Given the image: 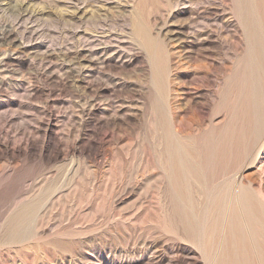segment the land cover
I'll use <instances>...</instances> for the list:
<instances>
[{"label": "rangeland", "instance_id": "1", "mask_svg": "<svg viewBox=\"0 0 264 264\" xmlns=\"http://www.w3.org/2000/svg\"><path fill=\"white\" fill-rule=\"evenodd\" d=\"M231 1L0 0V230L23 202L48 197L31 239L0 242V264L216 263L240 182L264 202V131L234 170L211 260L173 215L157 106L179 138L217 134L226 79L245 52ZM134 12L155 57L135 38ZM180 25L209 41L191 53L166 41Z\"/></svg>", "mask_w": 264, "mask_h": 264}, {"label": "bare ground", "instance_id": "2", "mask_svg": "<svg viewBox=\"0 0 264 264\" xmlns=\"http://www.w3.org/2000/svg\"><path fill=\"white\" fill-rule=\"evenodd\" d=\"M157 1L162 6L166 4V0H154ZM180 1L172 0V5L178 6ZM147 2L142 0L143 5ZM231 2L236 31L245 42V52L237 58L226 79L223 106L227 118L222 126L217 127V134L213 135L210 131L199 142L193 138H179L170 130L166 110L159 104L157 106V124L163 131L165 150L169 154L164 165H167L166 172L171 175L170 181L175 186L171 193L172 212L180 224L179 229L184 232L183 236L192 242L186 238L189 243L201 248L203 255H211L209 252L219 246L220 234L224 233L226 209L237 177L234 170L252 147L251 143L256 142L264 131V0ZM187 3H192V0H183V4ZM26 13L24 15L28 17ZM132 23L136 40L148 45L155 57L157 42L150 36L149 27L140 14L133 13ZM9 31L6 28L5 32ZM196 35L199 34L189 25H180L169 28L165 40L175 36L183 50L191 53L203 41H209L208 35L194 39ZM3 36L0 35L1 40ZM102 62L105 63V60ZM244 181L240 182L238 192L235 190L236 202L231 203L223 247L215 264H264V202L258 196L256 187ZM195 187L204 195V202L200 203L194 197ZM47 205L48 197L23 202L6 218L4 229L0 230V242L21 245L31 239L36 220L42 217Z\"/></svg>", "mask_w": 264, "mask_h": 264}]
</instances>
